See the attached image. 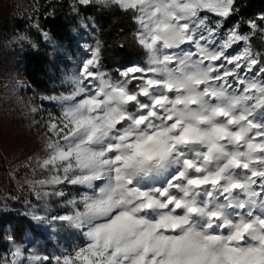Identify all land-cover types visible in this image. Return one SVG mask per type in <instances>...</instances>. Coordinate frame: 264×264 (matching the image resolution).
Masks as SVG:
<instances>
[{"label":"snow or ice","instance_id":"obj_1","mask_svg":"<svg viewBox=\"0 0 264 264\" xmlns=\"http://www.w3.org/2000/svg\"><path fill=\"white\" fill-rule=\"evenodd\" d=\"M70 8L85 32L98 24L81 9L127 16L131 38L121 30L118 46L143 60L109 71L102 43L85 42L64 90L37 97L33 114L45 102L59 113L48 112L43 144L27 158L29 216L80 242L26 255L10 241L0 264H264V12L243 19L240 0Z\"/></svg>","mask_w":264,"mask_h":264},{"label":"trees","instance_id":"obj_2","mask_svg":"<svg viewBox=\"0 0 264 264\" xmlns=\"http://www.w3.org/2000/svg\"><path fill=\"white\" fill-rule=\"evenodd\" d=\"M72 3L73 0H52L35 15L29 18H14L0 26L4 36L9 37L10 34L13 37H28L21 45L13 47L12 51L5 45L0 46V51H5V58L12 57L10 62L12 71L18 70L36 98L64 90L61 77L71 63L75 62L81 48L80 45L85 43L84 40L90 39V34L93 35L94 41L96 39L102 43L103 64L109 71H114L117 67L133 61L143 60L136 48L126 46L121 49L118 46L122 42L127 44L121 30L129 40L131 38L133 25L127 16L116 9L111 11L94 8L81 9V15L94 17L98 24L95 32H85L79 27L80 21L70 8ZM240 10L243 19L255 17L264 12V0H240ZM236 19L237 17H232L228 21V26L230 27ZM35 25H39L41 31L50 33L57 43V50L54 51L43 40L40 31L34 27ZM242 30L247 31L248 29L243 27ZM32 44H36L37 47H32ZM254 44L259 46V40H255ZM240 49L241 46L237 45L230 51L239 52ZM10 53H13V56ZM2 159L0 157V179L5 177ZM10 187H13L12 183ZM36 204V196L22 192L16 195L15 200H10L5 209L0 210V253L6 251L7 237L10 236L15 237L17 242L27 234L37 237L40 242L46 241L43 238L44 234L36 227L28 214L31 207Z\"/></svg>","mask_w":264,"mask_h":264},{"label":"rangeland","instance_id":"obj_3","mask_svg":"<svg viewBox=\"0 0 264 264\" xmlns=\"http://www.w3.org/2000/svg\"><path fill=\"white\" fill-rule=\"evenodd\" d=\"M52 0H0V26L14 18H29L44 9ZM33 8L35 11H33ZM0 30V46H7L10 51L23 42L20 36H4ZM87 38V36H85ZM89 44H95L93 35H89ZM13 56V53H10ZM86 53L80 48L74 63L64 71L61 82L64 83L67 74L75 72ZM12 57L5 58V51H0V157L4 161L5 177L0 179V210L5 209L10 200L16 195L25 192L35 196L30 183L33 179L32 167L27 165V158L38 151L43 144V125L48 119V112L59 113V109L45 102L44 111L33 114L31 109L40 108L41 102L37 99L24 82L18 70L12 71L10 62ZM73 62V61H72ZM114 72V71H113ZM13 187H10V184ZM12 189V190H11ZM55 208V205H53ZM30 210L28 211L29 214ZM46 241H41L27 234L17 242L15 237H7L6 251L11 247L10 241H15L27 249L29 255L35 252L39 255L59 253L64 248H71L80 238L67 230H58V225L37 226ZM41 228V229H40ZM54 229H56L54 231Z\"/></svg>","mask_w":264,"mask_h":264}]
</instances>
